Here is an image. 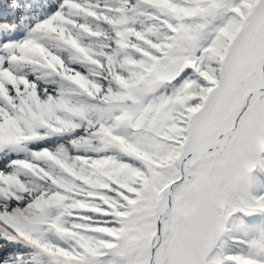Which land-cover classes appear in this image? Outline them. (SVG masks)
Returning <instances> with one entry per match:
<instances>
[{"label":"snow or ice","instance_id":"1","mask_svg":"<svg viewBox=\"0 0 264 264\" xmlns=\"http://www.w3.org/2000/svg\"><path fill=\"white\" fill-rule=\"evenodd\" d=\"M0 264H264V0L0 2Z\"/></svg>","mask_w":264,"mask_h":264},{"label":"rangeland","instance_id":"2","mask_svg":"<svg viewBox=\"0 0 264 264\" xmlns=\"http://www.w3.org/2000/svg\"><path fill=\"white\" fill-rule=\"evenodd\" d=\"M0 2H3V0H0Z\"/></svg>","mask_w":264,"mask_h":264}]
</instances>
